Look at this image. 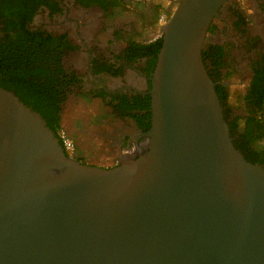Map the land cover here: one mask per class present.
I'll use <instances>...</instances> for the list:
<instances>
[{
    "label": "water",
    "instance_id": "water-1",
    "mask_svg": "<svg viewBox=\"0 0 264 264\" xmlns=\"http://www.w3.org/2000/svg\"><path fill=\"white\" fill-rule=\"evenodd\" d=\"M227 1L178 0L146 143L114 168L75 161L0 87V264H264V167L234 146L202 60Z\"/></svg>",
    "mask_w": 264,
    "mask_h": 264
},
{
    "label": "flooded vegetation",
    "instance_id": "flooded-vegetation-1",
    "mask_svg": "<svg viewBox=\"0 0 264 264\" xmlns=\"http://www.w3.org/2000/svg\"><path fill=\"white\" fill-rule=\"evenodd\" d=\"M177 3L0 0V7L13 4L16 11L29 12L26 24L33 29H47L51 39L61 40L66 69L75 80L61 96L57 123L75 161L114 168L133 155L130 147L134 154L144 147L151 126L154 50ZM15 19L16 27L19 13L16 18L0 14V39L13 33L4 27ZM211 46H221L223 53L220 84L228 95L229 119L238 116L241 145L264 167V0H228L208 27L203 51Z\"/></svg>",
    "mask_w": 264,
    "mask_h": 264
},
{
    "label": "trees",
    "instance_id": "trees-1",
    "mask_svg": "<svg viewBox=\"0 0 264 264\" xmlns=\"http://www.w3.org/2000/svg\"><path fill=\"white\" fill-rule=\"evenodd\" d=\"M2 13L15 18L16 13H19L21 21L19 26L16 24V27V19L5 26V31L13 28V33L6 34L4 39H0V87L13 91L24 104L40 113L47 126L57 134L56 131L59 128L57 111H60L61 96L65 95V88L75 80L73 71L70 68L66 69V58L63 57L64 53L61 50L63 47L61 40L58 42L51 39L47 29H33L26 24V19L31 18L30 13L16 11L13 4L0 7V14ZM58 37L60 38L61 35ZM161 46L162 36L156 42L154 68ZM222 59L221 46H211L202 50V60L210 79L215 84L223 116L230 136L233 138L232 142L247 160L253 162L248 150L240 143L237 132L238 116L229 119L231 108L228 95L220 84L223 77ZM261 103L262 98L259 105Z\"/></svg>",
    "mask_w": 264,
    "mask_h": 264
},
{
    "label": "built area",
    "instance_id": "built-area-1",
    "mask_svg": "<svg viewBox=\"0 0 264 264\" xmlns=\"http://www.w3.org/2000/svg\"><path fill=\"white\" fill-rule=\"evenodd\" d=\"M57 134H58L59 138L61 139L64 150L66 151L67 155L70 156L71 148H72L70 141L66 138H62V136H61V134H59V132ZM128 153L134 154L135 153V147L134 146L130 147L128 149Z\"/></svg>",
    "mask_w": 264,
    "mask_h": 264
},
{
    "label": "rangeland",
    "instance_id": "rangeland-1",
    "mask_svg": "<svg viewBox=\"0 0 264 264\" xmlns=\"http://www.w3.org/2000/svg\"><path fill=\"white\" fill-rule=\"evenodd\" d=\"M233 99H235V101L236 102H238L239 101V98H238V96L236 95V93H233ZM63 132H62V129L61 128H59V134H62Z\"/></svg>",
    "mask_w": 264,
    "mask_h": 264
}]
</instances>
